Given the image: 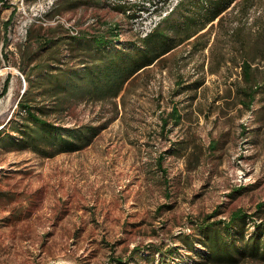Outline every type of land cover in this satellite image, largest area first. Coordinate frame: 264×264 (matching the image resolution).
<instances>
[{"label":"rangeland","instance_id":"obj_1","mask_svg":"<svg viewBox=\"0 0 264 264\" xmlns=\"http://www.w3.org/2000/svg\"><path fill=\"white\" fill-rule=\"evenodd\" d=\"M93 1L66 10L68 0H0V122L16 113L27 86L30 26L62 23L77 34L117 25L120 37L136 38L124 12ZM208 37L196 53L179 46L118 97L52 116L107 123L84 149L45 157L0 147V264H108L135 246L172 242L194 220L264 204V91L251 107L238 96L247 85L241 38L264 81V0L233 7ZM195 81L198 88L179 91ZM174 105L177 125L168 116ZM180 252L175 264H192L194 255Z\"/></svg>","mask_w":264,"mask_h":264},{"label":"trees","instance_id":"obj_2","mask_svg":"<svg viewBox=\"0 0 264 264\" xmlns=\"http://www.w3.org/2000/svg\"><path fill=\"white\" fill-rule=\"evenodd\" d=\"M233 1L182 0L144 38H122L117 25L77 34L62 23L47 28L30 26L21 66L27 86L18 99L16 113L9 121L0 122V147L9 151L30 149L52 157L89 146L107 123L66 125L51 117L63 116L77 102L118 97L137 75L165 60L181 45L190 44V54L206 48L209 37L205 38L223 24L222 13ZM253 1L237 0L234 7L247 3L250 7ZM88 3L89 0H68L66 7ZM112 7L124 12L128 19L135 14L128 13V8L135 7L132 4ZM240 41L247 85L238 88V96L244 106L251 107L264 91V81L259 82L252 68L253 56L245 39ZM200 85L198 81L183 84L179 91ZM168 116L175 125L181 122L182 114L176 105ZM164 123H168L167 118ZM263 206L258 204L254 212L239 208L227 218L208 215L194 220L190 231L179 232L172 242L135 246L128 255L113 256L108 264H175L176 258L182 257L180 249L194 255L192 264L264 262Z\"/></svg>","mask_w":264,"mask_h":264},{"label":"bare ground","instance_id":"obj_3","mask_svg":"<svg viewBox=\"0 0 264 264\" xmlns=\"http://www.w3.org/2000/svg\"><path fill=\"white\" fill-rule=\"evenodd\" d=\"M106 1L108 4L110 5H120V4H132L135 5L134 9L132 6V10L130 8H128V13L130 12H134L132 15V17H130L129 22H130V30L134 33V35L136 36V38H144L146 36H148L163 20V18L165 16H167L169 13H171L176 6L182 1V0H177L172 2V4L169 7V10H163L162 13L159 15L158 17V22H157V26H151V29L148 32H142L141 31V27L138 26L137 24V19H140L143 15V10H145V14H153L154 12H157L159 10V7L161 6V4L163 2L166 1H170V0H104ZM142 2V3H139ZM141 4V5H140ZM139 5V6H138ZM129 6V5H128ZM131 6V5H130ZM131 15V14H130ZM121 36V32L119 33Z\"/></svg>","mask_w":264,"mask_h":264},{"label":"built area","instance_id":"obj_4","mask_svg":"<svg viewBox=\"0 0 264 264\" xmlns=\"http://www.w3.org/2000/svg\"><path fill=\"white\" fill-rule=\"evenodd\" d=\"M177 0H170L163 2L159 7L157 12L153 14H145V10H143V15L140 19H137V24L141 27L142 32H148L151 29V26H157L158 17L162 13L163 10H169L170 5L172 2ZM55 3V0H49V6H52ZM76 33H78V29L76 28ZM25 39H27V34L24 33Z\"/></svg>","mask_w":264,"mask_h":264},{"label":"crops","instance_id":"obj_5","mask_svg":"<svg viewBox=\"0 0 264 264\" xmlns=\"http://www.w3.org/2000/svg\"><path fill=\"white\" fill-rule=\"evenodd\" d=\"M90 1V3L91 2H93L94 3V1L93 0H89ZM99 2L101 1V0H98ZM236 1L237 0H235V1H233L232 3H231V5L222 13V14H225L227 11H229V10H231L233 7H234V5H235V3H236ZM90 3H88V4H90ZM101 3H103L102 1H101ZM83 4H81V5H79V6H75V7H73V8H68V7H66V10H68V9H76V8H79V7H81ZM218 19L219 18H217V19H215L213 22L214 23H217L218 22ZM208 28V27H207ZM206 28V29H207Z\"/></svg>","mask_w":264,"mask_h":264}]
</instances>
